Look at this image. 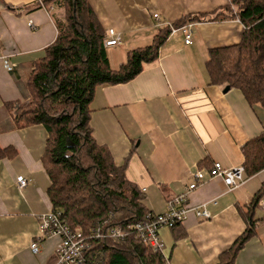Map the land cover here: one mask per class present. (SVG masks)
I'll use <instances>...</instances> for the list:
<instances>
[{
	"label": "crops",
	"instance_id": "0c3cea01",
	"mask_svg": "<svg viewBox=\"0 0 264 264\" xmlns=\"http://www.w3.org/2000/svg\"><path fill=\"white\" fill-rule=\"evenodd\" d=\"M87 1L105 35L112 31L120 37L119 44L105 48L109 66L117 69L128 50L151 44L167 23L221 12L231 0ZM60 10L41 0H0V147L14 150L0 158V264H53L55 259V235L40 240L37 253L29 248L39 232V216L52 208L42 163L46 130L39 123L16 125L6 104L29 96L28 79L57 36ZM243 30L233 16L194 21L191 43L179 30L169 33L157 58L131 80L96 86L89 105L93 137L117 165L127 159L125 176L142 190L146 210H164L169 199L186 191L195 170L215 161L243 166L242 146L264 131V108L249 105L236 88L210 84L205 69L209 50L239 43ZM18 175L26 177L24 187L17 185ZM259 189L262 194L264 168L244 173L232 188L213 176L186 191L188 208L207 202L211 217L200 219L189 211L176 228L159 229L166 263L218 264L219 254L247 227L244 215ZM252 212L254 233L232 264H264V209L257 205Z\"/></svg>",
	"mask_w": 264,
	"mask_h": 264
},
{
	"label": "trees",
	"instance_id": "16d2710c",
	"mask_svg": "<svg viewBox=\"0 0 264 264\" xmlns=\"http://www.w3.org/2000/svg\"><path fill=\"white\" fill-rule=\"evenodd\" d=\"M41 2L63 9L65 16L55 19L57 36L28 79L32 99L19 110L11 109L15 103L6 106L16 125L44 126L47 136L42 163L50 179L47 194L51 209L61 213L70 230L85 237L99 226L124 230L148 212L141 203L144 194L125 176L127 159L117 165L109 149L95 141L89 105L96 86L127 82L144 64L153 62L170 28H160L151 44L128 50L126 61L112 69L103 45L105 31L87 0ZM230 4L221 12L183 16L172 26L236 17L244 26L241 39L235 45L209 50L205 62L208 81L236 88L249 105L264 108V0H231ZM242 151L247 176L263 169L264 131L248 140ZM13 152L0 147V158ZM260 195L261 189L244 215L247 227L219 254L218 264H232L253 235L252 210ZM88 241L79 264H167L162 252L143 243L132 230L123 238L93 237Z\"/></svg>",
	"mask_w": 264,
	"mask_h": 264
},
{
	"label": "built area",
	"instance_id": "2783aa9c",
	"mask_svg": "<svg viewBox=\"0 0 264 264\" xmlns=\"http://www.w3.org/2000/svg\"><path fill=\"white\" fill-rule=\"evenodd\" d=\"M153 18L159 23L162 22L161 16L154 12ZM194 21L187 22L182 26L174 27L172 24H166L170 28V33L177 30L184 35V42L191 43L193 35ZM120 43L118 34L108 31L103 39L104 47L114 46ZM3 65L7 70L13 68L6 58L3 59ZM244 169L242 165L234 167H224L219 161H215L210 168L195 170L192 174V182L188 183L186 191L193 190L199 183L213 176H221L223 182L229 187H235L237 180L242 178ZM17 185L21 188L27 184V179L23 175L16 176ZM186 191L177 194L167 201L166 207L160 212L148 211L142 220L133 225H128L126 229L118 226H111L105 229L99 227L93 228L89 237L74 233L70 230L61 213L51 209L49 212L39 216V232L35 239L31 240L29 248L32 253L39 250V241L49 235H55L58 242L55 248V259L53 264H79L81 262L82 252L88 246V238H123L131 230L143 243L149 245L153 250L162 252L163 243L159 238L158 231L162 227L174 228L181 224L187 217L189 211H193L195 216L200 219L211 217L208 209V203L203 202L194 207L188 208L186 205ZM257 205L264 209V192L260 195Z\"/></svg>",
	"mask_w": 264,
	"mask_h": 264
},
{
	"label": "rangeland",
	"instance_id": "374dc122",
	"mask_svg": "<svg viewBox=\"0 0 264 264\" xmlns=\"http://www.w3.org/2000/svg\"><path fill=\"white\" fill-rule=\"evenodd\" d=\"M59 13H60L61 17H62V16H63V17L65 16V12H64L63 9L60 10ZM57 14H58V13H57ZM31 99H32V96H31V94L29 93V96H28L25 100H22V101H19L18 103L13 104V107H12L11 109H12L13 111H14V110H19L23 104L27 103V102L30 101Z\"/></svg>",
	"mask_w": 264,
	"mask_h": 264
},
{
	"label": "water",
	"instance_id": "95a60500",
	"mask_svg": "<svg viewBox=\"0 0 264 264\" xmlns=\"http://www.w3.org/2000/svg\"><path fill=\"white\" fill-rule=\"evenodd\" d=\"M228 88H229V86H228V85H226V86L224 87V90L226 91Z\"/></svg>",
	"mask_w": 264,
	"mask_h": 264
}]
</instances>
